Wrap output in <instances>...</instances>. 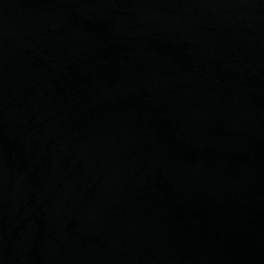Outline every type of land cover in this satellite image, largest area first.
Here are the masks:
<instances>
[{
  "label": "water",
  "instance_id": "water-1",
  "mask_svg": "<svg viewBox=\"0 0 264 264\" xmlns=\"http://www.w3.org/2000/svg\"><path fill=\"white\" fill-rule=\"evenodd\" d=\"M0 264H264V0H0Z\"/></svg>",
  "mask_w": 264,
  "mask_h": 264
}]
</instances>
